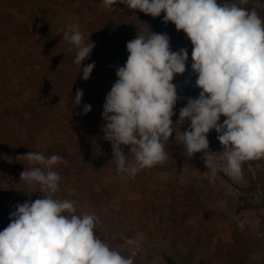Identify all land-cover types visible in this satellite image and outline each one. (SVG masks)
Wrapping results in <instances>:
<instances>
[{"label": "clouds", "instance_id": "clouds-1", "mask_svg": "<svg viewBox=\"0 0 264 264\" xmlns=\"http://www.w3.org/2000/svg\"><path fill=\"white\" fill-rule=\"evenodd\" d=\"M117 3L153 18L164 13L162 22L186 35L200 89L173 123L179 99L173 80L186 72L187 48L172 51L169 36L151 30L127 42L128 58L116 68L117 80L102 113L103 139L111 145L117 171L135 177L167 162L169 138L175 133L174 142L183 145L186 157L203 153L210 181L223 172L242 182L243 165L264 159V18L247 7L250 0H102L107 11ZM63 39L76 50L74 63L87 81L95 63L81 65L95 44L85 42L78 22L66 26ZM82 98L77 89L74 107ZM91 110L84 105L83 114ZM186 121L190 126L181 132ZM213 129L220 152L208 151L207 135ZM124 147L130 148L127 155ZM22 157L28 162L20 173L29 189L25 192L41 196L17 204L10 214V223L0 231V264H135L138 245L133 238L125 240L131 254H121L97 235L95 214L78 212L73 200L55 198L61 176L54 169L66 163L61 156L30 151Z\"/></svg>", "mask_w": 264, "mask_h": 264}, {"label": "rangeland", "instance_id": "rangeland-1", "mask_svg": "<svg viewBox=\"0 0 264 264\" xmlns=\"http://www.w3.org/2000/svg\"><path fill=\"white\" fill-rule=\"evenodd\" d=\"M247 7L264 13V0H250ZM126 9L117 3L107 11L102 0H32L29 5L27 0L19 4L0 0V231L10 223L17 204L41 196L25 192L29 189L20 173L28 162L22 156L30 151L45 154L55 142L53 134L45 130L28 138V103L40 93L29 80L43 74V67L30 61L39 55L51 58L76 52L63 39L69 23L78 22L85 42H94V35L120 27ZM163 16L152 17L161 27L158 34L169 36L172 51L187 48L189 57L186 72L173 80L179 97L173 109L175 123L179 110L189 98H197L200 89L191 69L190 40L171 22L163 23ZM121 62L119 67L124 66L125 58ZM117 67L116 63L113 68ZM116 80L115 73L108 80L110 91ZM97 92L94 104L102 119L109 92ZM224 119L221 116L220 123ZM189 126L186 121L180 131ZM17 134L22 135V144L16 141ZM66 136H60V144L69 138L72 146L90 145L88 152L70 162V171L60 164L54 169L64 177L67 199L76 202L78 212L99 218L97 235L121 254H131L125 240L133 238L138 245L135 264H264V159L243 165L242 182H234L223 172L210 181L203 153L186 157L183 145L174 142V133L166 149L167 162L129 177L117 171L111 145L103 136L88 139L85 134L81 141ZM207 139L208 151L223 150L214 129ZM123 150L127 155L130 148Z\"/></svg>", "mask_w": 264, "mask_h": 264}, {"label": "trees", "instance_id": "trees-1", "mask_svg": "<svg viewBox=\"0 0 264 264\" xmlns=\"http://www.w3.org/2000/svg\"><path fill=\"white\" fill-rule=\"evenodd\" d=\"M17 2L19 4L21 0H17ZM28 2L30 4L32 0H27V5H29ZM32 8L34 11V5H31L30 9ZM259 15L264 18V13H259ZM163 27L166 28V25ZM160 28L159 25L156 26L150 15L127 8L121 13L120 27L115 30L116 32L112 31L111 28V31H105V34L101 32L94 35L95 47L89 58L83 61L81 65L83 67L95 63V68L87 81L83 80L80 67L74 63L76 52L51 58L39 55L36 56V59H32L31 64H40L43 67V74L37 73L33 79L29 80L31 86L40 88L38 91L40 93L38 97H32L28 103V113L30 114L28 138L44 130L53 134L55 142L52 148L45 152V155L48 157L54 154L61 156L63 161H66V163L60 164L61 167L70 171V162H74V159L82 153L88 152L90 145L87 146L85 142H82L72 146L68 137L77 136L81 141L85 134L88 139L104 136L101 131L104 121L99 117L94 101L99 94L97 91L101 90L103 94L110 91L111 85L108 80L116 73L113 66L116 63L117 66H121L123 58L127 60L129 54L124 43L135 39L137 34L147 35L150 30L158 33ZM77 89L83 92V98L80 106L74 107ZM84 105H91L92 108L87 115L83 114ZM61 135H67L66 143H59ZM15 138L18 144H22V135L17 134ZM65 184L64 177L61 176L59 191L55 194V198L67 199L68 193Z\"/></svg>", "mask_w": 264, "mask_h": 264}]
</instances>
